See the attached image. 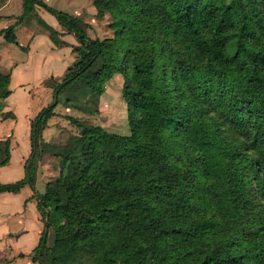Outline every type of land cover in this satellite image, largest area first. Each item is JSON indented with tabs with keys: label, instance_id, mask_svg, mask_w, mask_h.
Here are the masks:
<instances>
[{
	"label": "trees",
	"instance_id": "trees-1",
	"mask_svg": "<svg viewBox=\"0 0 264 264\" xmlns=\"http://www.w3.org/2000/svg\"><path fill=\"white\" fill-rule=\"evenodd\" d=\"M34 5L78 45L31 121L25 178L0 184L34 191L44 228L33 259L264 264V0H111L113 35L102 40L40 0H23L24 13ZM3 37L15 43L13 26ZM115 73L129 135L83 127L72 151L80 169L69 161L37 193L33 158L58 94L76 79L101 92Z\"/></svg>",
	"mask_w": 264,
	"mask_h": 264
},
{
	"label": "crops",
	"instance_id": "crops-1",
	"mask_svg": "<svg viewBox=\"0 0 264 264\" xmlns=\"http://www.w3.org/2000/svg\"><path fill=\"white\" fill-rule=\"evenodd\" d=\"M40 1L65 12L57 6L58 0ZM98 1L81 0L78 11L65 13L82 17V23L92 25L97 22L93 15L99 8ZM81 9H85L84 14ZM8 26H13L15 43L3 37ZM77 45L74 34L67 32L39 5L24 13L23 0H7L0 8V74L7 76L5 84L0 82V184L25 178L26 160L32 151L31 121L53 99V83L44 86L43 82L57 80L59 83L75 60L73 47ZM32 88L43 93L45 105L32 108ZM44 156H48L46 165L55 158L47 153ZM38 165L33 176L34 188L43 194L49 179L43 176L42 161ZM50 168L55 169V165ZM43 228L37 199L29 184H23L17 191L0 192V264H40L33 259V252Z\"/></svg>",
	"mask_w": 264,
	"mask_h": 264
},
{
	"label": "rangeland",
	"instance_id": "rangeland-1",
	"mask_svg": "<svg viewBox=\"0 0 264 264\" xmlns=\"http://www.w3.org/2000/svg\"><path fill=\"white\" fill-rule=\"evenodd\" d=\"M58 1L56 2L57 6H60L61 10L65 12L78 11V3L81 2V0H76L77 3H66L65 0ZM98 3H100L99 8L93 15L97 22H93L92 25L82 23L81 26L88 37L102 40L113 35L110 22L115 16V11L111 6V0H99ZM81 10L80 12L84 14L85 9ZM79 19L82 21V17ZM61 81L62 79L59 82ZM45 82H43L44 86L48 83H53L52 86H55L58 83L57 80ZM123 83V76L115 73L103 83L101 92L91 89L78 79L62 88L57 96V104L53 109V114L42 129L43 131L47 128L45 129V137L41 133L35 149L36 157L33 158L34 172L39 166L38 161H42V164H44L43 176L49 179L46 186L57 180L63 175L64 171L71 170L74 163L72 164L69 161H75V168L80 169L85 158L79 153L72 154V151L73 138L80 135L83 127L99 126L110 133L129 135L127 104L122 93ZM32 89V108L35 109L39 105H45L43 93H39L35 88ZM46 153L53 156V158L55 157L53 161L59 162L51 161L46 165L47 162L45 161H48V156L42 158L43 154ZM72 155L77 157L73 159ZM69 156L72 158L67 161ZM50 165L51 167L55 165V169H51Z\"/></svg>",
	"mask_w": 264,
	"mask_h": 264
}]
</instances>
